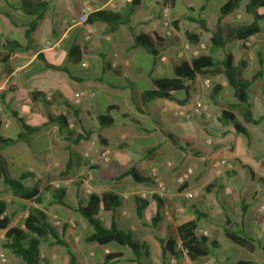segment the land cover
<instances>
[{"label": "crops", "instance_id": "crops-1", "mask_svg": "<svg viewBox=\"0 0 264 264\" xmlns=\"http://www.w3.org/2000/svg\"><path fill=\"white\" fill-rule=\"evenodd\" d=\"M211 1L176 0L169 6L163 0H0V54L7 55L6 64H0V92L4 95L3 102L0 100V135L15 138L24 133L9 111H14L28 126L38 127L26 142L17 141L0 151L8 173L18 178L29 172L36 179H43L66 171L70 161L66 178L51 185L65 187L66 197L74 207L85 200L84 188L121 197L117 227L132 232L136 241L149 246L150 256L143 259L146 264H161L157 238L180 244L177 228L192 222L195 212L206 216L197 224L195 234L205 233L219 247L212 256L191 261L183 254L179 262L170 260L167 264H236L239 260L257 264L256 229L264 225V214H257L264 205V120L253 125L244 120L243 116L248 118L246 111L235 112L237 123L246 130L243 134L231 122L220 119L226 106L237 103L220 75L196 76L184 83L187 91H171L172 100L156 98L146 104L142 101L144 93L156 90L155 80L175 78L173 65L180 61L176 54L187 41L186 32L200 35L198 44L206 46L202 55L214 57L209 51L210 34L189 20H207ZM222 1L215 22L225 2ZM165 6L169 7L177 40L154 57L135 46L134 37L143 34L152 42L164 39ZM83 9L88 12L87 22L79 23ZM100 11L110 13L114 19H90ZM33 24L35 28L28 39L26 35ZM261 36L251 37L253 49L261 45L256 40L264 42ZM256 55L258 67L259 57L263 60L264 76V55L259 50ZM184 60H190L189 54L184 55ZM259 79L249 89L254 119L264 116L258 110V101H264V82ZM205 80L211 82L210 87L204 84ZM214 89L216 95L210 98ZM76 94H81L79 102L75 101ZM204 97L210 103L209 117L188 120L179 115L180 111L189 110L193 99ZM56 115L66 118L67 129L48 123L49 117ZM101 116L113 119L114 125L101 128ZM11 127L15 136L2 133ZM149 149L153 152L148 173L154 176V184H136L123 173L138 164ZM217 161L230 166L214 167ZM187 172V181L179 187L177 178ZM156 181L166 188L160 207L155 198ZM32 183L33 180L27 182ZM208 185L212 187L206 190ZM0 187L8 190L1 180ZM187 192L193 193L194 198L186 199ZM134 197L147 202L141 219L136 215ZM242 203L247 207L244 216ZM157 210L161 219L154 227L151 219ZM49 215L57 221L67 220L73 227V220L79 224L64 234L78 264H103L107 254L122 256L112 264H135L128 247L82 243L88 226L69 211L52 205ZM228 219L255 241L254 251L224 240Z\"/></svg>", "mask_w": 264, "mask_h": 264}, {"label": "trees", "instance_id": "trees-1", "mask_svg": "<svg viewBox=\"0 0 264 264\" xmlns=\"http://www.w3.org/2000/svg\"><path fill=\"white\" fill-rule=\"evenodd\" d=\"M176 0H163L164 4L173 6ZM241 0H225L220 7L218 17L214 25H211L203 18L189 20L196 23L203 32L210 34L211 54L218 51H223V57L219 60L213 56L200 55L190 60H180L173 65L174 79H159L154 81L156 90L148 91L142 95L143 104L156 98H163L172 100L171 91H187L184 83L192 81L198 75H216L223 76L227 85L232 89L236 104L226 106L227 110L221 111L220 119L222 121L231 122L235 129L243 134L246 130L236 121L235 112L242 110L246 111L248 118L243 116L244 120L253 125H257L264 120V116L254 119L251 113V104L249 102L250 87L256 80L262 76L263 60L259 57V69L250 78L244 76L247 72L249 63L246 59L236 60L232 52L226 51L229 44L237 42L243 45L251 37H255L264 31V26L260 23L264 22V0H249L245 4V12L253 19L248 24L230 25L224 23L223 20L231 15L240 5ZM99 19L106 22H111L114 16L106 11H100L90 16V19ZM35 24L30 26L27 32V38ZM185 37L187 41L192 44H198L200 35L186 32ZM176 38H156L153 42L146 35H137L134 37V45L144 48L152 56L157 57L158 54L164 51L169 46L175 44ZM7 62V55L0 54V64L5 65ZM220 86L216 87L218 91ZM264 96V91H263ZM216 95L213 90V98ZM4 95L0 92V100L3 102ZM216 103V101H214ZM18 122H20L23 134L17 135L15 138H4L0 135V151L6 147L15 144L17 141L26 142L28 137L38 131V127L28 126L22 118H19L14 111H9ZM135 125L137 121L131 120ZM49 124H57L60 130L67 129L68 123L63 115H56L49 117ZM98 123L101 128L114 125V120L108 117H99ZM1 129V123H0ZM169 139L177 143L172 135H168ZM153 149L145 151L142 160L129 167L124 173L136 184H154V179L149 175L148 170L151 166V154ZM195 153V152H194ZM70 161L66 164V171H61L55 175H49L43 179H36L32 173L25 172L18 178L10 176L6 169V164L0 156V180L2 184L11 192V195L18 200L30 203V206L23 207L26 210V216L23 218L20 226H10L11 218L14 214L7 213L8 204L4 200H0V231L4 232V238L1 247L12 256L18 258L23 264H50L46 259L41 257V246L47 244L49 246H59L65 249V255L62 258L61 264H78L76 256L69 249L68 243L64 239V229L59 232L53 225V222L48 215L49 206H60L72 214L79 215L86 223L89 230L83 236V241L87 244L96 243L100 246H107L109 244H116L121 247H128L134 255L133 261L135 264H146L143 259L150 256L149 246L143 242H138L134 239L132 232L124 231L117 227L116 214L118 208L122 204V198L112 192H104L101 194L91 192L86 196L85 200L78 202L74 207L66 197V188L60 186L55 188L51 185L53 181H62L67 176ZM35 179V180H34ZM33 180V183L28 185L26 182ZM262 182L264 180L262 179ZM212 185H208L206 190L210 189ZM45 193L50 195V201L45 202ZM158 206L164 203L163 198L155 195ZM136 204V215L139 219L142 218L143 210L147 206V202L138 197H134ZM247 211L246 205L242 203V216ZM195 214V219L192 222L180 225L177 228L180 244L173 239L161 240L157 238L161 246L162 261L161 264H167L170 260L179 262L185 254L191 261L199 258H204L213 255V250L219 247L216 240H210L203 235H196L195 230L200 220L206 216ZM161 215L157 210L154 217L151 219L152 225L155 227L160 221ZM239 224L233 223L231 219L226 221L224 228V235L228 241L233 245L244 247L250 251H254V240L246 233L238 228ZM257 246L264 253V246L257 242ZM119 254H107L103 259V264H112L121 259ZM236 264H254L252 261L239 260Z\"/></svg>", "mask_w": 264, "mask_h": 264}, {"label": "rangeland", "instance_id": "rangeland-1", "mask_svg": "<svg viewBox=\"0 0 264 264\" xmlns=\"http://www.w3.org/2000/svg\"><path fill=\"white\" fill-rule=\"evenodd\" d=\"M212 5L209 7L208 9V15L206 17L207 21L210 24H214L215 19H216V14H217V9L218 6H220V4L223 2L222 0H212ZM248 0H242V3L238 6V8L231 14L229 15V17H227L225 19L224 23L230 24V25H239V24H248L252 21L253 16L247 14L244 10V4L247 3ZM236 14L239 15V17H236ZM227 21V22H226ZM262 26H264V22L260 23ZM192 25L190 24V27ZM262 34V38L264 40V31L261 32ZM256 44H261L259 45V47H257L256 49L251 46V49H242L241 47V43H231L227 46L226 51L232 52L235 55L236 60H241L243 58H245L248 63H249V67L247 72L244 73V76H248V78H250L254 73L257 72V70L259 69L258 67V63H257V55H256V51H260L262 55H264V42H259L256 40ZM253 45V44H252ZM245 51V54H244ZM223 51H218L214 54V57L217 59H221L223 57ZM253 62V63H252ZM263 73H264V69H263ZM259 82H264V76H262L259 79ZM259 82H257L256 86L259 85ZM254 86L251 87V89H253ZM251 95L253 97H255V93H251ZM201 99V98H200ZM209 107H210V103L207 97H204L202 99ZM263 101V99H262ZM211 110V107H210ZM258 110L262 113H264V101L260 102L258 101ZM258 113V112H257ZM2 133L7 135V136H15L14 133V129L13 127H11L10 129H3ZM255 148V146H253ZM13 173V172H12ZM246 174V172H244ZM247 175V174H246ZM28 182V181H27ZM26 182V184H27ZM55 185V184H52ZM0 190H2V192H0V198H4L5 200H8L7 204V213L10 214H14L13 217L11 218V223L10 226H20L22 223L23 218L26 216L27 211L23 210V207H28L30 206V203H26L23 202L21 200L15 199L10 193L9 190H4L3 188L0 187ZM74 193V192H73ZM45 202L48 203L50 201V195L48 193H45L44 196ZM50 207V206H49ZM49 210V208H48ZM18 212V213H17ZM72 214V213H71ZM258 215H262L264 214V212L260 213L257 212ZM48 215H49V211H48ZM73 217H75L76 220H79L82 222L83 225H86V223L82 220V218L77 215V214H72ZM50 216V215H49ZM51 218V216H50ZM53 225L58 229L59 232L63 231L64 229V233L65 234L67 231H70L72 228L77 227L79 224H77V222H75V220H73V224L74 227L69 225L67 220H62V221H57L56 219H52ZM82 228H80L81 230ZM86 231L84 232L85 234L88 232V227L85 229ZM257 233L259 234V242L260 244H264V225L260 226L259 228L256 229ZM202 235V234H199ZM4 238V232L0 231V264H23L18 258L12 256L11 254H9L6 250H4L1 247V243L3 241ZM224 240L228 243H230L225 237ZM83 243V240H82ZM114 245V244H111ZM264 246V245H262ZM113 246H111L110 248H112ZM261 249L258 246V250H256L254 253L257 264H264V253L260 251ZM214 252H216L214 250ZM64 253V248L59 247V246H49L47 244H43L41 246V257L42 259H46L50 262V264H61L62 258L65 254ZM233 258V253L230 254ZM249 255L246 254V257H248ZM236 262V261H235ZM235 262L230 263V264H235Z\"/></svg>", "mask_w": 264, "mask_h": 264}, {"label": "built area", "instance_id": "built-area-1", "mask_svg": "<svg viewBox=\"0 0 264 264\" xmlns=\"http://www.w3.org/2000/svg\"><path fill=\"white\" fill-rule=\"evenodd\" d=\"M87 16L88 12L87 10L83 9L82 13L78 17V22L79 23H86L87 22ZM162 25L164 28V38H174L177 36V30L173 24V21L170 18L169 15V7L165 6L162 10ZM253 44V39H249L247 42H244L243 45L245 46L246 49H251V46ZM206 49V46L201 43L197 45H193L189 41H186L183 43L181 46L180 50L178 51L177 58L182 60L184 59V55L189 54L190 59L191 58H196L202 55V51ZM204 84L208 87L211 86V82L209 80H205ZM81 98V94H76L75 95V101L79 102ZM179 115L185 119H194V118H200V117H209L210 116V107L200 98H195L191 101V104L189 106V110H182L179 112ZM214 167H220L221 165L223 166H230L229 163L225 161H217L214 164ZM189 173L187 172L185 174H182L180 177L177 178V185L180 187L182 186L188 179ZM152 178L154 179V176L152 175ZM55 188L60 187L59 184L55 183L53 185ZM155 194L160 197L164 198L165 196V185L160 182L156 181L155 184ZM91 193V191L88 188H84V194L85 196H88ZM186 199H193L194 194L191 192H187L185 194ZM258 212L262 213L264 212V205L260 206L258 209ZM203 236H205V233H201Z\"/></svg>", "mask_w": 264, "mask_h": 264}]
</instances>
